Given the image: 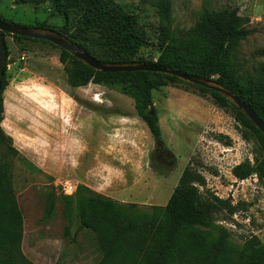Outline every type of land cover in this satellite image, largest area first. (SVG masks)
<instances>
[{
	"label": "rangeland",
	"instance_id": "374dc122",
	"mask_svg": "<svg viewBox=\"0 0 264 264\" xmlns=\"http://www.w3.org/2000/svg\"><path fill=\"white\" fill-rule=\"evenodd\" d=\"M144 27L147 40L140 56L156 63L159 48L157 10L140 0H115ZM173 29L189 30L203 9L238 8L250 31L237 51L241 74H255L264 64V0H171ZM0 17L19 26L47 22L60 27L63 20L40 6L0 0ZM9 81L4 92L1 123L18 150L13 161V183L25 218L23 251L35 264H93L95 252L86 235L78 232L75 215L72 236L64 237L65 218L60 195L80 199L98 196L151 211L167 205L186 167L205 179L204 196L231 200L239 207L238 222L227 209L214 215L209 239L223 227L233 244L230 264L240 257L247 239L257 236L264 244V182L241 184L234 170L244 162L254 165L260 155L258 142L207 95L167 86L152 92L154 111L163 132L157 143L136 112L135 101L118 84L73 88L68 83L60 50L47 44L15 41L5 37ZM78 96L105 110L93 111L73 100ZM250 135V134H249ZM231 148L227 152L222 147ZM238 162L239 165H233ZM233 165V166H232ZM235 166V167H234ZM250 178V177H249ZM248 178V179H249ZM74 186V191L67 189ZM56 192L54 218L40 223L48 193ZM237 202V203H236ZM235 222L234 229L230 223ZM187 242H197L186 238ZM92 252L89 254V250Z\"/></svg>",
	"mask_w": 264,
	"mask_h": 264
},
{
	"label": "trees",
	"instance_id": "16d2710c",
	"mask_svg": "<svg viewBox=\"0 0 264 264\" xmlns=\"http://www.w3.org/2000/svg\"><path fill=\"white\" fill-rule=\"evenodd\" d=\"M140 1L152 5L158 13L161 54L157 65L220 82L244 100L264 121V64L255 74L245 75L240 73L237 61L238 48L250 34L245 27L247 19L239 15L238 8L220 11L203 9L192 28L176 30L172 27L171 0ZM16 3L35 7L49 3L52 14L61 18L63 25L57 27L47 22H37L28 27L56 31L102 62L154 63L140 56V50L147 40L144 27L136 16L128 13L115 0H16ZM6 35L9 34L4 33V38ZM10 36L15 41L42 42L59 49L60 61L73 88L85 87L89 83L120 85L121 91L134 99L138 117L146 123L148 131L159 144L163 141L159 116L150 109L154 90L175 86L203 96L209 95L215 105L230 111L248 131L246 139L252 136L261 148L255 164L247 161L236 167V176L247 179L258 174L264 182V134L220 92L163 73H102L50 42ZM7 66L8 63L0 84V264H35L22 247L24 215L13 183V161L18 156V150L1 125L5 111L4 92L9 85L5 72ZM73 100L90 110L112 113V110L100 108L78 96H74ZM204 185V177L186 167L167 205L151 211L141 210L136 204H123L98 196L82 198L75 206L73 196L61 194L66 221L64 237L76 242V235L72 236L71 229L77 215L78 232L90 230L95 234L102 251L98 264H230L227 252L233 246L230 242L231 232L221 227L218 236L209 239L210 230L215 226L216 212L225 208L230 215H234L243 204L232 205L231 200L204 196L199 188ZM56 210V192L51 191L47 195L40 223H48ZM186 238L198 241L187 242ZM239 251L240 257L235 264H264V244L257 236L247 239Z\"/></svg>",
	"mask_w": 264,
	"mask_h": 264
},
{
	"label": "water",
	"instance_id": "95a60500",
	"mask_svg": "<svg viewBox=\"0 0 264 264\" xmlns=\"http://www.w3.org/2000/svg\"><path fill=\"white\" fill-rule=\"evenodd\" d=\"M4 33L9 35H16L20 37H26L30 39H39L50 42L57 47H60L80 62L88 67L93 68L96 71L102 73H122V72H156L163 73L164 75H170L178 77L188 83L202 86L209 90L220 92L225 98L232 102L235 106L243 111V113L249 117L253 124L264 134V121L258 116V114L248 105L244 100L238 97L234 92L230 91L226 87L222 86L220 82H216L212 79L197 78L188 74L182 73L171 68H166L157 65L156 63H143V62H102L92 57L84 48L74 43L66 36L49 29H43L38 27L19 26L5 22L0 18V84L3 78L4 69L6 65V43ZM152 113H154V105L150 107Z\"/></svg>",
	"mask_w": 264,
	"mask_h": 264
},
{
	"label": "crops",
	"instance_id": "0c3cea01",
	"mask_svg": "<svg viewBox=\"0 0 264 264\" xmlns=\"http://www.w3.org/2000/svg\"><path fill=\"white\" fill-rule=\"evenodd\" d=\"M46 204V203H45ZM46 206V205H45ZM44 212H45V209H44ZM24 215V214H23ZM43 216H44V214H43ZM54 216H55V214H54ZM54 216L51 218V220L54 218ZM77 218V217H76ZM50 220V221H51ZM50 221H49V223H50ZM77 221H78V219H77ZM79 223V222H78ZM79 227V226H78ZM25 218H24V236H25ZM81 234L82 235H86V237L88 238V240H89V244H90V247H91V245H92V247H93V250H94V252H95V260H94V263L93 264H98L99 263V261L101 260V258H102V251H101V249H100V247H99V245H98V242H97V239H96V237H95V234L92 232V231H90V230H82L81 231ZM24 238V237H23ZM22 238V239H23ZM23 244H24V239H23ZM23 244H22V247H23ZM87 250H89V254H91V252H92V250L91 249H89V248H87ZM27 255V254H26ZM29 258V257H28ZM29 259H31V258H29ZM34 263H35V261L33 260V259H31Z\"/></svg>",
	"mask_w": 264,
	"mask_h": 264
},
{
	"label": "built area",
	"instance_id": "2783aa9c",
	"mask_svg": "<svg viewBox=\"0 0 264 264\" xmlns=\"http://www.w3.org/2000/svg\"><path fill=\"white\" fill-rule=\"evenodd\" d=\"M215 144H218L220 147H222V151L223 152H227L228 150H230L231 148H229V147H226V146H224V145H220L219 143H215ZM233 165H235V166H237V165H239V163L238 162H235ZM232 165V166H233ZM234 166V167H235ZM250 179H253V181L254 182H258V177H257V175L256 174H254V175H252L249 179L247 178V179H243V180H241V184H244L246 181H249ZM67 189L69 190V191H74V186L73 185H71V184H69L68 185V187H67ZM237 203V202H236ZM239 215H240V213L239 212H236L234 215H233V219H235L237 222H238V217H239ZM230 226L231 227H233L234 229L237 227V225H236V223L235 222H232V223H230Z\"/></svg>",
	"mask_w": 264,
	"mask_h": 264
}]
</instances>
